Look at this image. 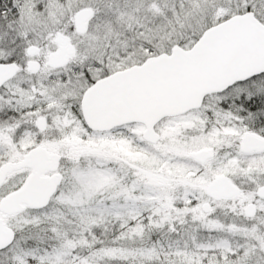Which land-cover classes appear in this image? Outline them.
Returning <instances> with one entry per match:
<instances>
[{"label":"snow or ice","instance_id":"obj_1","mask_svg":"<svg viewBox=\"0 0 264 264\" xmlns=\"http://www.w3.org/2000/svg\"><path fill=\"white\" fill-rule=\"evenodd\" d=\"M0 264H264V0H0Z\"/></svg>","mask_w":264,"mask_h":264}]
</instances>
